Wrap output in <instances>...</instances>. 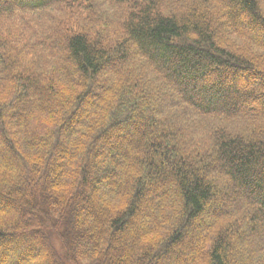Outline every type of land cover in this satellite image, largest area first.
<instances>
[{"label": "trees", "instance_id": "obj_1", "mask_svg": "<svg viewBox=\"0 0 264 264\" xmlns=\"http://www.w3.org/2000/svg\"><path fill=\"white\" fill-rule=\"evenodd\" d=\"M253 25L264 0H0V264H264V109L228 100L264 89Z\"/></svg>", "mask_w": 264, "mask_h": 264}, {"label": "rangeland", "instance_id": "obj_2", "mask_svg": "<svg viewBox=\"0 0 264 264\" xmlns=\"http://www.w3.org/2000/svg\"><path fill=\"white\" fill-rule=\"evenodd\" d=\"M110 10L111 11H114V12H118V11H121V9L119 8V7H116V6H114L113 4H112V6H111V8H110ZM241 19H242V21H248V18H247V15H246V13L245 12H243L242 14H241ZM253 28V31H255L257 34H259V37L260 38H262L263 40H264V30L262 29V27H260V26H258V25H253L252 26ZM239 28L241 29V30H250V28L251 27H249V26H245V24L244 25H240L239 26ZM251 29V30H252ZM214 77H215V75H213ZM228 76H229V74H226L225 75V77L228 79ZM248 78H250V76H248L247 77V79ZM245 79L246 78H244V76L241 74V79H238V83L240 82V83H242L243 81H245ZM251 79H253V80H255V82H257L258 80L260 81V79L258 78V77H251ZM216 80V77L215 78H213L212 76L208 79V80H205V81H203L205 84H211V83H213L214 81ZM261 82H264L263 80H261ZM239 83V84H240ZM200 84V83H199ZM185 89H190V90H192L191 89V87H185ZM200 89H202L201 87H200V85H197L196 86V88H195V98H198L199 96H201V93H202V90H200ZM264 91V89L261 91V92H263ZM261 92H259L258 94H255L254 96H246L245 95V93L244 94H242L241 96H239V97H233L232 95H229V97H228V100H230V101H232V100H238V102H240V108H242V109H251V108H249L251 105H255L256 107H258V108H261V109H264V104H262V102H261V100H262V98H264V95L261 93ZM204 93V92H203ZM251 98V99H249V98ZM214 104V103H213ZM126 134H127V131H126V128H123L121 131H119L118 133H117V135H116V137H115V143H120V138H123L124 136H126ZM0 154L1 155H3V156H8V154H9V152H8V150L4 147V146H2V144H0ZM163 183V182H162ZM162 183H161V185L160 186H162ZM160 186H158L157 188L158 189H160L161 187ZM159 196V195H158ZM157 196L155 195V194H151L150 196H149V198L146 200V203H145V208L146 209H149L152 205H153V203L157 200ZM222 202H223V204H225L226 203V201H224L223 199L221 200ZM206 220V218H204L203 219V221H205ZM198 232V234L200 233L201 234V230H199V231H197ZM197 234V233H196ZM195 234V236H197ZM189 239H191L190 240V243L188 244V247L186 248V253H183L182 255L183 256H185V258L187 257V256H189V254L192 252V243H193V240L195 241V237H194V234H192L191 235V238H189ZM56 244H58V243H56ZM59 245V244H58ZM187 259V258H186ZM187 262V261H186ZM23 264V263H22Z\"/></svg>", "mask_w": 264, "mask_h": 264}]
</instances>
